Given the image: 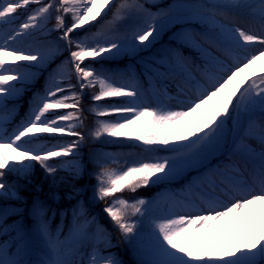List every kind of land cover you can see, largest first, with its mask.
<instances>
[{
  "label": "snow or ice",
  "instance_id": "obj_1",
  "mask_svg": "<svg viewBox=\"0 0 264 264\" xmlns=\"http://www.w3.org/2000/svg\"><path fill=\"white\" fill-rule=\"evenodd\" d=\"M30 5L35 7L29 10ZM171 8L195 15L216 34L214 39L192 31L182 34L183 42L201 53L202 65L178 50L145 62L146 77L160 85L154 94L167 95V82L177 77L181 91L183 85H191L193 98L176 108L150 104L134 76L119 83L93 66L98 58L149 49L159 36L156 20L168 11L151 12L141 0H0V197L19 199L16 186L5 177L12 173L26 178L33 162L48 175L58 167L73 177L82 173L78 150L86 137L77 129L86 119L83 94L96 89L90 97L89 111L97 117L90 136L138 142L153 153L132 163L122 162L124 154L118 153L93 157L98 168L94 198L111 199L103 212L125 240L137 238L150 256L142 264H264V0H215ZM18 10L27 15L15 24ZM243 11L260 24V32L235 22ZM109 12L111 18L90 31ZM53 13L55 24L49 29ZM138 17H143L142 24L120 30L123 21ZM52 32L59 33L54 40L48 39ZM26 37L38 42L23 47ZM65 51L67 57L49 72L43 91L34 94L29 113L9 132L6 125L12 112L6 101L19 96L22 86L35 78L31 69L46 67ZM111 98L122 102L101 105ZM113 115L117 118L101 119ZM241 115L247 119L233 137L230 162L210 168L189 184L186 199L170 196L168 214L152 217L148 233L141 235L139 221L154 202L129 201L117 194L170 180L219 150L225 143L227 120L239 125ZM40 134L75 139L45 148L35 143ZM160 150L172 155L154 154ZM231 155H239L243 166L232 162ZM57 158L70 159H61L58 166L49 163ZM15 212L0 210V237H5L0 240V264H122L106 251L113 246L110 235L95 217L89 218L82 204L73 209L67 232L60 225L52 228L55 213L49 216L46 206L33 205L34 233L42 245L36 259L28 231L18 222L7 223Z\"/></svg>",
  "mask_w": 264,
  "mask_h": 264
},
{
  "label": "trees",
  "instance_id": "obj_2",
  "mask_svg": "<svg viewBox=\"0 0 264 264\" xmlns=\"http://www.w3.org/2000/svg\"><path fill=\"white\" fill-rule=\"evenodd\" d=\"M31 9V6H29V10ZM158 9V7H157ZM19 18L24 17L27 15V12L25 10H18V13L16 14ZM53 13V18L48 23V28H52L55 24ZM111 18V12L108 13L107 17H104L101 19L98 25H104L106 20ZM68 23H71V20L68 18ZM205 22L198 19L195 15H192L190 13L185 14L183 16H176L173 17V20H171L169 23H167L164 27H162L159 30V36L155 40V42L151 45V47L147 50H141L137 53H122L119 56L114 57H108L105 56L104 59H99L98 61L93 64L94 67L100 66L101 63L104 65L103 71L108 72H115L120 71L122 67L125 66V61L127 60H133L136 63H140V61L137 59L138 55L145 54L148 51H151V49H156L157 55L155 57H160L161 55H166L170 52V50H178L183 53L185 57H188L190 61H192L194 64L196 61H201V56L197 53L190 54L185 51H183V48L185 47V43L182 39V34L188 30V26H195V27H201L204 25ZM96 26V27H97ZM59 35V33L52 32L48 35V39H56V37ZM28 38V37H26ZM35 43L38 42L37 38L34 39ZM163 40H166L164 43H162ZM144 57V56H143ZM147 58V57H144ZM150 59V58H147ZM61 62V61H59ZM26 63V62H25ZM56 58L49 63L46 67L43 68H33L37 71L41 72V75L39 78L34 80L32 83L28 82L24 84L23 95H19L17 97L8 99L6 101L7 110H10L12 113H14V117L9 120L7 126L8 131L11 132L17 125L21 123L23 118L28 114L29 111V100L32 101L33 95L39 92L43 91V83H45V80H47L49 72L52 71L57 65H59ZM115 80L117 79L116 76L112 75ZM75 81H73L74 83ZM96 91V89L87 90L84 94L83 100H82V108L84 109V115L86 118V126L77 129L78 131L85 132L88 139L87 142V149L84 147H80L78 150V159L81 163H84L87 160L86 167H87V175L88 179L87 182H85L84 176H78L73 177L69 174L68 171L59 168L57 172L54 175H48L45 170L40 166L39 163L33 162V166L31 169V173L26 178H22L20 176H17L16 174L9 173L6 175L5 179L10 183L14 184L16 186L19 199H5L3 197H0V210H2L4 207L9 208V210H16L17 214L23 215V209L28 208L30 205L34 204H43L49 209V216L52 215V213H55L54 218L51 220V226H53L57 221L66 222L67 224L70 223V219H73V209L77 208L79 205L82 204L83 208L86 210L88 216L91 214L89 206H87V203L91 204L92 207H101V212H103V208L106 206L104 205V201H100L94 198V195H91V188L95 187L97 185V181L95 179V173L98 171V168L96 167L93 157L98 153V146L111 148L113 151H119L121 154H124L123 156L128 157V163L134 162L138 158H142L146 156L145 151L143 150V147L139 145L138 142L134 141H125L123 139H116V138H110V137H103L99 140H94L90 136V131L93 130L95 127V122L97 120V117H95L89 110L92 106V101L90 99L93 92ZM122 102V98H111L106 99L101 103L102 106H111V102ZM2 111V110H0ZM64 111V110H59ZM234 116V113H233ZM101 119H116L113 116L110 117H104ZM230 121L232 119H228V133L226 136V140L229 138L231 125ZM41 138L40 140H45L50 145H58L70 142L71 140L75 139V137H69L65 135L60 134H40ZM86 153V154H85ZM126 158V157H125ZM61 159H70V158H57L52 161H49V163H52L53 165L59 164V161ZM111 166V165H110ZM194 170L191 169L187 171L186 175H189ZM169 183L170 185H178L181 182V178L178 179L175 178L170 181H163L159 184L151 185L148 187H143L138 189L135 193L125 191L123 193H118L117 195H124L129 196V199H133L136 197H148L152 196L156 192L160 191L161 189L165 188V183ZM87 183V184H86ZM85 189L87 192L86 198L80 194L81 191ZM75 197V198H74ZM74 198V199H73ZM104 213V212H103ZM106 215V213H104ZM107 216V215H106ZM108 217V216H107ZM16 217L12 215L8 216L7 223L9 221H12ZM32 220L29 219V222ZM146 222L142 219L140 224V227L138 228V232L141 235H146L148 233V226L146 227ZM8 224H11L8 223ZM122 244L124 252L126 253V256L133 261V255L132 251L137 250L145 259H150V256L147 254V252L142 251L140 248V245L138 244V240L136 237H133L131 241L125 240L122 238ZM111 244L113 245L111 248L107 249L106 251L112 252L114 254L119 253V247L117 245L116 241H112Z\"/></svg>",
  "mask_w": 264,
  "mask_h": 264
},
{
  "label": "rangeland",
  "instance_id": "obj_3",
  "mask_svg": "<svg viewBox=\"0 0 264 264\" xmlns=\"http://www.w3.org/2000/svg\"><path fill=\"white\" fill-rule=\"evenodd\" d=\"M142 1H144L148 5H152L154 3L153 5L155 6V4L162 5L163 3H166L168 0H156L155 2H153V1L148 2V0H142ZM45 2H46V0H45ZM211 2H215V0H173V4L170 5V8H169L170 11L168 12V15L159 17L156 20V26L160 30L161 26L168 22L170 15H172V18H173L174 16H177V15H185L186 13H189L183 9H181L179 11L173 10L171 8V6H173V5H198V4H202V3H211ZM30 6L33 7L35 5H30ZM150 11L154 12L152 10H150ZM155 12H160V11H155ZM241 14L242 15L244 14L246 21L250 20L249 16L252 17L247 11H243V12L237 14L236 17L239 15L242 16ZM25 16L22 17L21 19L16 20L15 24H19L25 18ZM68 18L71 20L70 17H68ZM100 20L101 19L98 18V22ZM250 21H254V20H250ZM98 22H95L94 26L91 27V29L92 28L95 29ZM235 22H236V20H235ZM142 23H143V17H138L134 20H125L124 25L121 27L122 29L120 28V30L122 32L128 31L131 28L135 27L136 25H140ZM188 31H192V32H195L197 34H204L209 39L215 38V35L213 37H211L210 35H207L204 32H199L196 28L190 27L188 29ZM80 34L83 35V32H81ZM34 39H35L34 37L24 38L23 44L21 46L27 47L29 44H34L35 43ZM202 42H203V40H202ZM204 46L208 47L207 44H204ZM214 54L215 55H221L219 52H215ZM67 55H68V53H67V51H65V52H63L62 55H57L55 58L57 61H62L63 59H65L67 57ZM146 61H148V59H141L140 60L141 63H138L139 65L129 61L127 63L128 67H130L129 70L128 71H122L120 73V76H119L120 78L118 79V82L119 83H127L129 80V77L134 76L136 79V83L141 88V90L145 93L147 101L152 105H155L157 102H160V103L166 104L169 107L176 108V107H180L183 103H186L190 98H193L194 90L192 89L191 85H183V88H184L183 91H181L180 89H178L176 87V84L178 82H180L179 78H177L175 81L170 80L167 82L166 87L169 86V90H166L167 95H161L159 93L154 94L153 89L159 88L160 85L158 82L153 84L145 75V67H140L141 64H145ZM31 70L33 72H35L37 75L35 76V78L32 81H30V83H32L35 79L37 80L39 78V75H40V71H37L35 69H31ZM84 94H83V97H84ZM111 103H112V105L120 104L117 101L111 102ZM114 117L117 118L115 115H114ZM234 117H235V115H234ZM246 119H247V117H245L244 115H241L239 125H234L233 120H232L231 123H232L233 128H232V132H231V137H229V140H227V141L225 140L224 145L222 147H220L219 150L212 151L205 158H201L198 162H194V163L190 164L188 167L184 168L181 172H179L172 179H170V180H173L175 178L182 177L181 180L186 181L184 188L182 190H178V189L173 190L171 185L167 184L166 187L162 191H160L158 194H156L155 196H153L151 198L150 197L149 198L143 197L146 200L154 202V206L151 208L148 215L143 217V219H145L148 223V229L150 227V219L152 217H160V216L168 214L169 208H170V201L168 198L170 196L175 195L177 198L186 199L188 197V192L186 190H187L189 184H191L193 181H195L199 177H201V175L206 173L210 168H215V167H217V165L223 166V165L227 164L223 159L224 158L229 159L230 154H231V150L234 146L233 145V137L235 134L238 133L239 127L243 125V123L245 122ZM85 124H86V122L84 121V126H83L84 128H85ZM226 131H227V127L225 125V134H226ZM86 141H87V137H86L85 141H83L81 143L80 147H84L85 149H87V145H85ZM249 143H251V144H253V146H255V141H249ZM38 144L41 145L42 147H45V148L51 147V146H45V144H46L45 141H40V142H38ZM101 152L112 153L105 148L103 150L98 151V153H101ZM220 152H223V153L221 154L220 157H217L218 155H220ZM145 154H146V156H144L142 158H148L149 156L153 155V153H150V152H145ZM154 154L158 155V156L172 155V153L167 151V150H160V151L155 152ZM212 156H216V157H212ZM231 161L236 162V163H240L241 166H243L242 159L239 155H231ZM86 162H87V160L84 163H81L82 164V173L79 175V176H84L85 182H87V179H88L87 175H85L86 174ZM229 162H230V159H229ZM111 166L115 167V165H111ZM191 169H196V171L193 172V174L191 176L184 178L183 176L187 173V171H189ZM170 180H167V181H170ZM95 189H96V186L91 188V195H94ZM119 196H122L123 198H125L129 201H132V200H135L138 198V197H136L133 199H129L127 196H123V195H119ZM106 203H111V199L104 201V205H106ZM99 209L100 208H96V209H93V211L96 215H98L100 222L104 221L103 222L104 225H100L99 223L98 224L100 226H102L103 228H107L111 232V236H113L114 240L121 242L123 237L121 236L118 228L112 223L110 218L108 220H105L104 217H101L99 215V213H100ZM28 214H30V213H28ZM133 219H136V218L134 217ZM15 222H18L20 225H22L28 231L30 241H31L30 247L32 250V258L36 259L42 250V245H41L39 237L37 235H35V233H34V222H33L31 227H27L26 222L24 223V222H21L20 220H16ZM139 227H140V224H139ZM2 239H5V237H0V240H2ZM119 247H120V251L118 254H115V255L122 262V264H142V262H145L148 260V259H145L139 252H137V250H134V251H132V255L134 256L133 261H131L130 260L131 258L129 259L123 250L122 242H121V244L119 243Z\"/></svg>",
  "mask_w": 264,
  "mask_h": 264
},
{
  "label": "bare ground",
  "instance_id": "obj_4",
  "mask_svg": "<svg viewBox=\"0 0 264 264\" xmlns=\"http://www.w3.org/2000/svg\"><path fill=\"white\" fill-rule=\"evenodd\" d=\"M235 20H236V23L240 27H243L245 29L254 30L256 32H260L262 30L260 24L257 21H255V22H246L245 19L242 16H240V15L235 17Z\"/></svg>",
  "mask_w": 264,
  "mask_h": 264
}]
</instances>
